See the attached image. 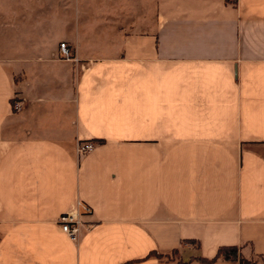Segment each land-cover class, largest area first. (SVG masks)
Masks as SVG:
<instances>
[{
	"label": "crops",
	"instance_id": "1",
	"mask_svg": "<svg viewBox=\"0 0 264 264\" xmlns=\"http://www.w3.org/2000/svg\"><path fill=\"white\" fill-rule=\"evenodd\" d=\"M223 246L264 264V0H0V264H239Z\"/></svg>",
	"mask_w": 264,
	"mask_h": 264
},
{
	"label": "built area",
	"instance_id": "2",
	"mask_svg": "<svg viewBox=\"0 0 264 264\" xmlns=\"http://www.w3.org/2000/svg\"><path fill=\"white\" fill-rule=\"evenodd\" d=\"M59 51L63 58H72L70 49L65 42H60ZM12 107L16 111L22 107V104L20 101L16 100L12 103ZM94 147L95 144L92 140H80L77 142L75 150L78 155H84L90 152ZM91 214V207L80 199H76L71 210L60 214L56 222L60 229L70 239L77 241L84 232L92 227L93 222L88 219Z\"/></svg>",
	"mask_w": 264,
	"mask_h": 264
},
{
	"label": "trees",
	"instance_id": "3",
	"mask_svg": "<svg viewBox=\"0 0 264 264\" xmlns=\"http://www.w3.org/2000/svg\"><path fill=\"white\" fill-rule=\"evenodd\" d=\"M153 253L156 254L155 252H153ZM217 258H222V259H225V260L238 261L239 264H257V260H249V259H246V258L242 257L238 253V249H237L236 246H223V247H220L218 249L215 257L213 259H211L210 261H215ZM198 259L202 260V261L204 260L202 258H198Z\"/></svg>",
	"mask_w": 264,
	"mask_h": 264
},
{
	"label": "rangeland",
	"instance_id": "4",
	"mask_svg": "<svg viewBox=\"0 0 264 264\" xmlns=\"http://www.w3.org/2000/svg\"><path fill=\"white\" fill-rule=\"evenodd\" d=\"M112 4H113V3H112ZM112 4H111V5H112ZM111 7L113 8L114 5H112ZM117 7H118V6H116V9H117ZM122 7H123V11L125 12V11H126V8H125V4H124L123 2H122ZM110 10H111V8H110ZM62 42H64V41H62ZM59 44H60V42H59ZM70 53L72 54V51H70ZM71 56H72V55H71ZM16 111H17V110H16Z\"/></svg>",
	"mask_w": 264,
	"mask_h": 264
}]
</instances>
